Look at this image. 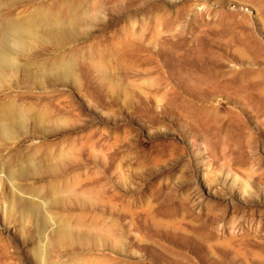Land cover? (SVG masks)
<instances>
[{"label": "rangeland", "instance_id": "rangeland-1", "mask_svg": "<svg viewBox=\"0 0 264 264\" xmlns=\"http://www.w3.org/2000/svg\"><path fill=\"white\" fill-rule=\"evenodd\" d=\"M0 264H264V0H0Z\"/></svg>", "mask_w": 264, "mask_h": 264}]
</instances>
